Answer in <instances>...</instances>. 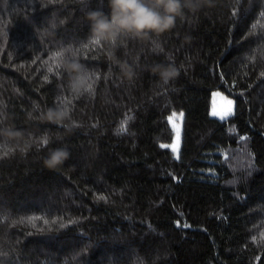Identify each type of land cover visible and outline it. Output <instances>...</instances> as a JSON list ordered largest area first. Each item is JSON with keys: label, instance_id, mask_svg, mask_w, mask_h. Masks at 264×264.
<instances>
[{"label": "trees", "instance_id": "1", "mask_svg": "<svg viewBox=\"0 0 264 264\" xmlns=\"http://www.w3.org/2000/svg\"><path fill=\"white\" fill-rule=\"evenodd\" d=\"M101 5L0 0V127L22 133L0 137V264H264V0H208L115 49L90 42L84 13ZM53 15L66 23L50 35ZM73 52L99 77L92 94L57 67ZM158 64L179 76L162 84ZM214 92L229 118L211 116ZM65 104L71 124L37 118ZM57 148L69 157L49 169Z\"/></svg>", "mask_w": 264, "mask_h": 264}, {"label": "clouds", "instance_id": "2", "mask_svg": "<svg viewBox=\"0 0 264 264\" xmlns=\"http://www.w3.org/2000/svg\"><path fill=\"white\" fill-rule=\"evenodd\" d=\"M57 3L60 0H48ZM208 0H107L109 11L103 10V5L90 9L84 13V20L89 27L90 42L96 46L110 45L112 49L123 44L125 38L146 39L155 35L168 32L175 26L177 17H182L184 9L197 10ZM66 23L65 19L56 15L47 19L46 31L54 35L56 30ZM70 52V49L68 50ZM109 58L114 59V52H108ZM120 71L129 79L136 72L127 62L115 60ZM58 68L67 74V87L73 96L90 94L89 86L93 87L96 73L82 64L76 54L61 55ZM150 71L159 77L162 84L167 85L179 76V69L173 64H158ZM39 111L37 106L34 110ZM2 115V114H0ZM33 113H29V119ZM41 121L53 124L72 123L70 109L67 105H57L44 111H39L37 117ZM70 130V129H69ZM22 133L12 127H0V137L7 140L20 138ZM69 157V152L64 148L52 150L45 159V166L56 169Z\"/></svg>", "mask_w": 264, "mask_h": 264}, {"label": "rangeland", "instance_id": "3", "mask_svg": "<svg viewBox=\"0 0 264 264\" xmlns=\"http://www.w3.org/2000/svg\"><path fill=\"white\" fill-rule=\"evenodd\" d=\"M217 93H219V95H217ZM227 100L233 101V105L231 106V108H232V114L226 116L224 119L229 118L230 116H232L235 113V102H234L233 99L228 98L227 96H225L224 94H222L220 92H214L213 93V96H212V109H211V116L212 117L220 119L219 116H213L212 115V112H213V110H215L217 112H223L226 109H228L229 108V105H227V103H226ZM183 120H184V115H183V118L181 120L180 119V114H177L174 118H171L170 119V124H171L174 132H175V128L173 127V125H176V126H178L180 128V140H179V143L177 145L178 146V152L179 153H180L181 138H182V131H183ZM175 143H176V132H175L174 141L171 143V145H173ZM171 145H170V149L172 150ZM174 154L176 156V153H174Z\"/></svg>", "mask_w": 264, "mask_h": 264}, {"label": "snow or ice", "instance_id": "4", "mask_svg": "<svg viewBox=\"0 0 264 264\" xmlns=\"http://www.w3.org/2000/svg\"><path fill=\"white\" fill-rule=\"evenodd\" d=\"M57 55L59 56L61 54L58 53ZM57 67H58V65H57ZM261 75H264V73H261ZM96 79H99V77L96 76ZM89 92H90V94L93 93V87L91 85L89 86ZM217 95H219V93H217ZM226 103H227V105H229L228 109H226L223 112H217V111L213 110L212 115L213 116H219L220 119H224L226 116L231 115L232 114L231 106L233 105V101L227 100ZM65 105H67V104H65ZM175 116H176V114L173 113L172 118H174ZM182 118H183V113L180 114V119L182 120ZM126 125H127V120L122 122L121 127L118 129V133L126 132L127 131ZM173 127L175 128V132H176V143L171 145V148H172V151L174 153H176V158L179 159V152H178V146L177 145H178L179 140H180V128L178 126H176V125H173ZM47 142H48L47 138H44L43 143L47 144ZM161 147H165L166 148V147H169V145H161ZM4 154L6 155L7 153H4ZM100 198L103 199V197H100ZM31 222L32 221H29V223H31ZM262 239H264V236H262Z\"/></svg>", "mask_w": 264, "mask_h": 264}]
</instances>
